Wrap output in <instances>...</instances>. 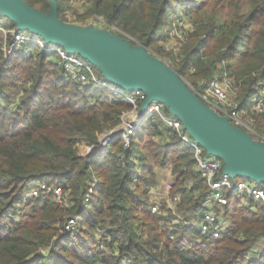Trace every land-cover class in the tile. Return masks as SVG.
I'll return each mask as SVG.
<instances>
[{"label": "trees", "instance_id": "obj_1", "mask_svg": "<svg viewBox=\"0 0 264 264\" xmlns=\"http://www.w3.org/2000/svg\"><path fill=\"white\" fill-rule=\"evenodd\" d=\"M25 1L44 12L50 7L49 0ZM179 5L194 27L165 60L192 85L226 74L238 101L247 104L264 75V0H92L86 14L102 15L124 32L114 33L134 45L145 42L156 54L163 52L157 43ZM62 10L57 0L58 17L66 21ZM0 20L16 26L1 14ZM2 44L0 34V264H264V210L237 197L225 207L227 215L234 213L232 226L218 237L199 238V231L185 225L169 236L172 214L151 210L154 168L170 164L180 190L187 176L196 175L195 157L193 147L157 116L143 117L129 147L119 135L82 155L77 144L98 145L132 104L103 86L66 77L62 64L37 44L28 55L10 57ZM258 117L257 131L264 135V114ZM93 177L95 191L84 203ZM37 181L61 185L72 204L64 206L48 192L17 207ZM205 188L197 176L177 213L194 218ZM193 190L201 192L199 198L190 195ZM76 214L83 227L67 234L64 225ZM98 231L109 235L106 250L98 249Z\"/></svg>", "mask_w": 264, "mask_h": 264}, {"label": "built area", "instance_id": "obj_2", "mask_svg": "<svg viewBox=\"0 0 264 264\" xmlns=\"http://www.w3.org/2000/svg\"><path fill=\"white\" fill-rule=\"evenodd\" d=\"M83 1V0H82ZM80 24H94L99 28H106L108 22L101 15L93 13L90 17L79 21ZM182 23H180L181 25ZM108 29V28H106ZM110 30V29H109ZM0 34L3 37L2 51L5 57H10L16 53L30 54L33 51L31 45L37 44L44 51L52 53L55 58L64 67L66 77L81 83L82 85L96 84L110 90L112 97L123 98L132 104V108L128 112L131 118L124 120L123 113L120 117V123L113 129L107 130L101 134V138L108 134L109 136L103 141L102 147L107 146L117 136H121L123 147L130 145V134L146 114L157 116L166 126L170 127V133L176 132L179 137L193 147L195 163L193 169L195 176H187L183 180L182 188L177 190L175 183L170 180L164 186L155 184L149 191V199L151 202V210L154 213L172 217L167 220L171 238L178 226H190L199 231V238L205 235L218 237L221 233L230 229L232 222L227 217L225 207L229 205L233 198L237 197L241 201L251 202V208L259 205L264 210V187L259 186L251 179L231 177L223 172V162L214 155L207 154L204 148L196 142L186 131L182 129V122L165 111L161 102H151L143 114H139L138 110L140 102L145 99V93L141 90L128 91L116 87L104 78H101L93 65L80 55L74 52H67L63 47L54 44H46L45 41L36 34H30L26 30L15 27H7L0 20ZM166 61L164 58H162ZM167 62V61H166ZM168 63V62H167ZM181 76V75H180ZM183 81L187 84L191 91L213 109L217 114L226 116L228 120L235 126L255 133L249 119H245L247 109L253 112L264 114V75L259 80L257 92L251 100L244 104L240 103L236 97V89L233 86L231 77L224 74L221 78L215 77L210 81H200L198 85H192L183 76ZM127 112V111H126ZM127 113V114H128ZM121 130V132H118ZM257 139V138H256ZM98 143V145H99ZM96 145V146H98ZM95 147V146H93ZM91 147H87V152ZM197 176L204 178L206 188L203 191V198L198 204V212L194 218L185 219L177 213L178 203L181 201L184 191H189ZM97 180L93 179L88 183V189L84 197V203L95 191ZM52 192L55 199L64 206H69L72 202L68 198V192L61 185H50L46 181H37L26 192L23 199L17 202L18 206H23L26 198H34V196H43L45 193ZM28 193V194H27ZM190 195L199 198L201 192L198 190L191 191ZM81 216L76 214L69 218L65 225L64 231L72 235H76L79 230V220ZM164 222L160 221V226ZM109 235L103 231L97 232V245L101 250L108 249L107 242Z\"/></svg>", "mask_w": 264, "mask_h": 264}, {"label": "water", "instance_id": "obj_3", "mask_svg": "<svg viewBox=\"0 0 264 264\" xmlns=\"http://www.w3.org/2000/svg\"><path fill=\"white\" fill-rule=\"evenodd\" d=\"M49 1L50 7L44 12L25 0H0V14L16 28L40 36L46 44L80 55L116 87L143 91L145 99L140 102L139 114L151 102H161L207 154L222 160L224 173L264 183L263 141L201 101L169 63L148 50L145 42L134 45L109 29L61 20L57 0ZM108 136L104 135L86 154L101 149Z\"/></svg>", "mask_w": 264, "mask_h": 264}, {"label": "rangeland", "instance_id": "obj_4", "mask_svg": "<svg viewBox=\"0 0 264 264\" xmlns=\"http://www.w3.org/2000/svg\"><path fill=\"white\" fill-rule=\"evenodd\" d=\"M60 1H61V5L63 6V10H62L63 11V17L66 19V21L80 24V22H79L80 20L88 18L93 14V13L92 14H90V13L86 14L87 9L91 6L92 0H83V1L82 0H60ZM83 14L86 15V17H82L81 15H83ZM180 23H182V24L180 25ZM193 27H194V23H193L192 19H190L189 14L184 11V7L179 5L177 7V11L173 14L172 25H171V28L169 29V31L167 32L166 37L164 39L158 41V43H157V46L159 48H161V50L164 53L154 51V52H156V54H155L152 51H150V52H152L156 56H159L160 58H164V59L169 58V55L165 54V53H176V52H178L180 46L182 45V39L184 38V36H186L187 32L189 30H191ZM106 28H108L114 32L124 33L123 31H121V29L118 26H116L114 24L108 23V24H106ZM51 56H52V54H51ZM183 77L188 82H190V80L187 76L183 75ZM129 111L127 110V112H125L124 118H123L124 120H128L129 118H131V116L128 113ZM260 114H262V113L253 112V111H250L247 109L244 117H245V119L250 120L252 128L254 129L255 133H251V132L246 131V130H244V131L249 133L253 138H257V139L264 142V137H263L264 135H261L257 131V121L259 118L258 116H260ZM146 115H148V114H146ZM137 127H138V125H137ZM135 129H134V131H135ZM77 150L82 155H85V153L87 152V147L84 146V144H77ZM154 170H155V176L157 179V182H156L157 185L164 186L170 180H172L174 183L176 182L177 175L172 172L170 164L168 166H159L157 164L155 166ZM34 197H41V196H34ZM25 204H26V202L24 203V205ZM259 208H260L259 205H255L253 210H258ZM261 210H263V209H261ZM230 212H231V210L229 211V214L227 215V217L232 222L233 217H231V216L234 215V213H232V215H230ZM79 227H83L82 218L79 220ZM95 235L97 236V232ZM96 244H97V242H96Z\"/></svg>", "mask_w": 264, "mask_h": 264}, {"label": "crops", "instance_id": "obj_5", "mask_svg": "<svg viewBox=\"0 0 264 264\" xmlns=\"http://www.w3.org/2000/svg\"><path fill=\"white\" fill-rule=\"evenodd\" d=\"M84 146H85V145H84ZM86 153H87V152H86ZM86 153H85V154H86Z\"/></svg>", "mask_w": 264, "mask_h": 264}]
</instances>
